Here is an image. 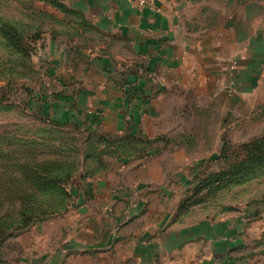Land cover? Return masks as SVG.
Here are the masks:
<instances>
[{
  "label": "crops",
  "instance_id": "crops-1",
  "mask_svg": "<svg viewBox=\"0 0 264 264\" xmlns=\"http://www.w3.org/2000/svg\"><path fill=\"white\" fill-rule=\"evenodd\" d=\"M83 6L72 9L107 41L60 58L52 116L104 143L84 162L59 242L54 231L32 229L19 264H255L235 256L247 238L239 217L194 222L179 213L176 175L187 153L172 149L177 127L164 113L178 89L216 95L240 88L251 77L241 61L254 42L238 35L190 41L182 8L169 0Z\"/></svg>",
  "mask_w": 264,
  "mask_h": 264
},
{
  "label": "rangeland",
  "instance_id": "rangeland-1",
  "mask_svg": "<svg viewBox=\"0 0 264 264\" xmlns=\"http://www.w3.org/2000/svg\"><path fill=\"white\" fill-rule=\"evenodd\" d=\"M84 1L62 0L61 11L46 0H0V21L23 33L30 49L29 55L19 53L0 36V95L7 96L0 105V264L20 263L19 251L32 229L54 231L53 241L59 242L67 228L63 217L85 174L91 131L52 122H64L52 116L57 74L64 72L60 58L82 48L94 51L107 41L89 18L72 9L84 8ZM169 1L182 8L190 41L213 44L238 35L254 42L245 55L249 60L241 61L251 77L240 88L216 95L178 89L168 94L164 113L177 127L172 149L187 153L179 158L187 165L176 175L179 213L194 222L239 217L247 238L235 256L264 264V0ZM46 160L74 164L65 187L71 195L68 207L63 194L40 188L38 175L44 173L37 165ZM26 163L38 175L20 170Z\"/></svg>",
  "mask_w": 264,
  "mask_h": 264
},
{
  "label": "trees",
  "instance_id": "trees-1",
  "mask_svg": "<svg viewBox=\"0 0 264 264\" xmlns=\"http://www.w3.org/2000/svg\"><path fill=\"white\" fill-rule=\"evenodd\" d=\"M49 1L50 3L58 6L59 5V9L61 10H65V4L62 2V0H46ZM23 33H21L20 31H18V29L12 27L11 25L8 24H3L0 21V36L5 39L8 44L17 52L19 53H25L27 55H29L30 53V49H29V44H25L23 41V37H22ZM25 44V45H24ZM7 96L4 95H0V105H2L5 102V98ZM50 118V116H47ZM52 122L56 125L59 126H71L74 125L76 128L80 127L78 124H74L72 121H66V122H62L59 123L56 120H52ZM135 136L133 135H129V138H133ZM119 143H118V147L120 149H123L126 145L124 144L126 141L125 139H118ZM100 143H104L101 142V139H98L97 137H92L90 134V137L86 140V147L84 148L85 152H84V160H89L93 157H96L97 152H96V147L97 145H99ZM113 143V142H112ZM100 154H103V152H101ZM86 162V161H85ZM28 163L21 165L20 166V170H26V175H28L30 172L33 173V175L36 173L38 175L37 170L35 169H30V166L33 167L32 165H30ZM40 168V173L43 175H38L39 176V181L42 183L41 185V189L45 190V191H49V190H54L57 191L61 194L64 195V197L66 198V202L64 204V206L68 207L69 203L68 202L71 199V195L68 192V189H66L65 187L70 183L73 175H74V164L73 163H68L67 161H50V160H46L43 161L41 164L37 165V168ZM38 179V178H37ZM64 210H67V208H64ZM35 216H32L31 219H33Z\"/></svg>",
  "mask_w": 264,
  "mask_h": 264
}]
</instances>
